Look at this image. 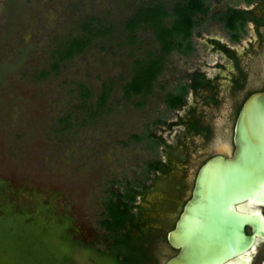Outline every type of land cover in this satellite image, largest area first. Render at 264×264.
<instances>
[{
    "label": "rangeland",
    "instance_id": "rangeland-1",
    "mask_svg": "<svg viewBox=\"0 0 264 264\" xmlns=\"http://www.w3.org/2000/svg\"><path fill=\"white\" fill-rule=\"evenodd\" d=\"M149 1L0 0V215L7 209L46 231L51 252L58 259L71 256L67 264L93 260L88 250H108L116 230L104 223L109 200L128 202L133 220L139 219L142 192L148 191L157 159L168 161L169 153L178 157L182 178L191 181L211 138L189 121L197 116L216 125L221 119L226 127L236 99L264 81V34L256 24L246 19L230 29L207 18L193 28L191 50L166 55L149 93L125 95L123 84L135 59L158 42L145 28L137 42H129L123 22ZM163 1L171 9L177 0ZM207 2L209 14L235 7L264 19L258 0ZM88 15L98 16L107 32L51 68L55 49L83 32ZM258 25L264 31L262 22ZM46 69L49 73L40 75ZM196 70L208 81L194 87ZM103 83L109 93L94 111ZM167 92L183 93V102L168 105ZM148 245L146 251H155ZM6 247L0 242V264H35L36 259L15 258ZM263 255L264 242L251 264H260ZM152 262L149 256L147 264Z\"/></svg>",
    "mask_w": 264,
    "mask_h": 264
},
{
    "label": "water",
    "instance_id": "water-1",
    "mask_svg": "<svg viewBox=\"0 0 264 264\" xmlns=\"http://www.w3.org/2000/svg\"><path fill=\"white\" fill-rule=\"evenodd\" d=\"M220 142L191 176L167 232L179 251L164 264H246L264 241V86L242 102L232 140Z\"/></svg>",
    "mask_w": 264,
    "mask_h": 264
},
{
    "label": "trees",
    "instance_id": "trees-1",
    "mask_svg": "<svg viewBox=\"0 0 264 264\" xmlns=\"http://www.w3.org/2000/svg\"><path fill=\"white\" fill-rule=\"evenodd\" d=\"M209 2L207 0H177L174 1L169 9L163 0H153L137 5L133 11L125 18L123 28L126 32V39L129 42H137L140 28L151 30L158 46L154 50H149L146 55L135 59V66L129 79L123 84V92L130 96L133 94H147L151 91L153 82L161 72L165 57L174 49L182 52H188L192 48L190 36L193 28L201 21L207 18L220 19L224 25L230 29L236 28L239 24L247 19L248 10L242 8L228 7L223 11L209 14ZM97 23V24H96ZM96 24V25H95ZM98 16L88 15L87 19L82 22L83 32L67 40L60 48L55 49L56 59L52 62L51 68L58 69L59 63L65 59L73 57L75 54L83 51L93 40L96 35L105 34L108 28H103ZM49 70H42L40 75H47ZM203 74L197 72L193 86L201 82ZM103 83L102 89L94 103V111L105 103L109 88ZM166 102L170 106H176L183 102V93L167 92ZM162 161L157 159L155 166H161ZM4 186L0 182V191ZM131 188L127 187L126 195L130 198ZM128 202H115L109 200L106 204L107 212L104 223L108 228L118 229L123 226L131 217ZM23 217L13 214L7 209L0 215V242L9 246L15 254V258L24 260L36 259L35 264H67L71 256L64 254L58 259L48 248L44 235L46 231L37 229L33 223H26ZM68 238H70L68 236ZM137 236L118 237L117 241L112 244L111 251L108 255L102 252H92L88 254L99 262H109V264H124L131 261L140 262L143 256L137 248ZM6 247V248H7ZM125 251L136 259L119 260L116 255ZM142 262V261H141Z\"/></svg>",
    "mask_w": 264,
    "mask_h": 264
},
{
    "label": "flooded vegetation",
    "instance_id": "flooded-vegetation-1",
    "mask_svg": "<svg viewBox=\"0 0 264 264\" xmlns=\"http://www.w3.org/2000/svg\"><path fill=\"white\" fill-rule=\"evenodd\" d=\"M258 1L263 4L262 8L264 11V0ZM247 16L248 20H251L256 24V29L262 36L264 34V31L260 28L258 22H262V24L264 25V19L258 18L252 12V10H248ZM213 41L214 45H216L219 49H223L227 53L232 54L235 57L232 49L226 47L216 39H213ZM197 72H201L203 74V77H201L202 80L208 81L203 71L196 70L193 73L192 84L196 79ZM202 80L198 85L202 83ZM263 86L264 81L260 86L248 91L246 96L254 90L262 89ZM246 96L241 101L239 99H236L234 106L229 113L230 118L227 119L225 125L226 127L224 128L220 126L221 119H218V121L216 120V125L204 123L202 118L197 116H193V119L189 121L190 127L199 130L205 137L211 138L210 149L202 151L203 156L198 158L199 161L200 159H203L204 161L206 158L216 153L215 149L221 143L220 141L222 139L228 138L230 139V141L232 140L234 123L238 115L240 106ZM210 97L213 100L217 99L214 95H210ZM202 111L203 114L206 113V110ZM175 155L179 156L178 153H176ZM167 156L168 161L161 160V166L154 167V173L149 184L148 191H146V193L142 192V202H140L139 204V219L137 221L133 220V213L132 211H130V219L127 220L123 226L114 231V238L110 242L108 250L102 253L108 255L111 251L110 246L117 241L118 237L122 236H137L138 242L136 243V245L137 248L141 251L140 255L143 256V259L141 260L142 262L140 261L138 263L135 261H131L130 263L126 262L124 264H147V258L149 256L153 258L152 264H164L167 259L175 255L179 251V248L173 246L169 242L167 238V232L174 227L175 221L182 209L184 202L191 194L192 180L188 181L187 178H182L180 170L184 169V165L180 163L178 157L173 156L170 153L167 154ZM262 210L264 212V205L262 206ZM263 242L264 241H260L257 244V247ZM149 243H153L154 245L155 251L152 250L153 253L150 251H146L145 247ZM154 254H157L158 256H154ZM132 255H137V253H132ZM132 255L130 254L128 257V253L121 250L116 255V257L119 260H131L133 257ZM252 257L246 264L252 263ZM133 259L136 258L133 257ZM79 262V264H109V262H99L94 258L93 260L87 259Z\"/></svg>",
    "mask_w": 264,
    "mask_h": 264
}]
</instances>
